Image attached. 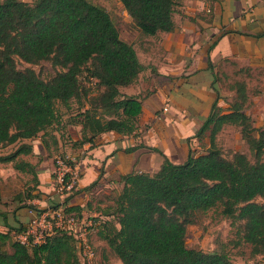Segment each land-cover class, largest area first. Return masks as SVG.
Wrapping results in <instances>:
<instances>
[{
  "label": "trees",
  "instance_id": "16d2710c",
  "mask_svg": "<svg viewBox=\"0 0 264 264\" xmlns=\"http://www.w3.org/2000/svg\"><path fill=\"white\" fill-rule=\"evenodd\" d=\"M118 1L144 35L175 28L179 0ZM16 59L27 64L49 60L60 69L44 80L31 68L19 69ZM143 68L108 11L89 0H1L0 148L51 127L61 128L64 109L75 111L74 122L82 126L81 139L74 145L106 132L132 134L141 101L124 95L120 87L135 83ZM87 83L98 90L95 95L90 96ZM230 89L227 110L220 111L214 102L197 132L201 137L209 131L201 152H189L182 163L165 157L153 174L132 171L121 176L122 189L109 213L114 222L99 237L122 264H234L226 252L186 245L187 225L197 211H216L231 223L242 224L236 238L250 246L252 256H264V203L257 201L264 199V127H255L245 111L249 103L245 82L237 80ZM225 125L239 127L254 161L240 151L230 157L223 153L216 135ZM29 151V145L20 144L0 155V162ZM60 208L81 216L74 207ZM8 227L0 232V264H81L67 229L54 228L42 243L24 245L15 235L26 225Z\"/></svg>",
  "mask_w": 264,
  "mask_h": 264
},
{
  "label": "crops",
  "instance_id": "0c3cea01",
  "mask_svg": "<svg viewBox=\"0 0 264 264\" xmlns=\"http://www.w3.org/2000/svg\"><path fill=\"white\" fill-rule=\"evenodd\" d=\"M173 21L171 32L143 34L139 49L121 37L133 45L144 66L135 83L120 87L124 95L141 101L132 134L106 132L74 145L81 139L82 126L74 122L75 111L65 110L61 124L67 126L70 144L62 141L60 128L51 127L0 148V155H7L20 144L30 146L28 153L15 160L0 162V232L27 224L30 216L25 206L36 210L74 207L76 213L95 220L90 239L102 255L106 243L99 233L114 222L109 213L122 189L121 176L132 171L153 174L165 157L182 163L189 152L206 148L197 138L199 128L214 102L223 112L229 105L218 86L222 75L241 73L230 86L237 80L245 82L249 103L256 104L253 125L264 127V0H179ZM251 79L254 94L249 93ZM245 111L250 115L248 108ZM60 147L70 149L79 162L75 193L57 190L56 155L52 154ZM19 193L22 196L17 200L14 197Z\"/></svg>",
  "mask_w": 264,
  "mask_h": 264
},
{
  "label": "rangeland",
  "instance_id": "374dc122",
  "mask_svg": "<svg viewBox=\"0 0 264 264\" xmlns=\"http://www.w3.org/2000/svg\"><path fill=\"white\" fill-rule=\"evenodd\" d=\"M22 1L29 3L33 2V0ZM89 1L103 7L108 11L112 21L119 30L120 36L123 39L131 42L137 47V49L143 47L144 35L140 33L135 27L130 16L127 14L122 4L118 0ZM16 65L21 70L25 68L33 69L39 75V77L44 80L51 79L60 69L58 67H54L49 60L41 61L37 64H27L19 59H16ZM240 75L241 73L235 71V77H233V75L232 77H230L229 75H222L218 78V86L220 92L221 94L225 95V99H227L226 104L231 98L230 84L236 77H239ZM253 80L254 79L250 80V94H254L256 92L255 86L252 84ZM87 86L91 87L90 96L97 93L98 90L94 88V85H90V83H87ZM85 102L88 103L87 100ZM255 105L256 104L254 101H250L247 107L254 121H256L257 117L255 114ZM63 111H65V109ZM65 116L62 118V122H64L66 118ZM59 130L61 135L63 136L62 141L65 140L66 144H70V137L67 131V126L61 125V128ZM208 133L209 131H205L201 137L197 136V138L200 142L204 141L203 143L206 144ZM216 143L227 157H230L233 151H240L245 153L251 161H254L253 154L248 148L245 141L241 138L240 129L237 126H223L216 135ZM70 153L72 154L70 149L64 150L62 147H60L57 148V151H55L52 155ZM72 192L75 193L77 192V190H74ZM257 201L264 203V199L258 198ZM54 208H56V206ZM239 226H242V224L240 225L239 222L233 224L231 223V220L221 217L216 211H197L193 215L191 222L187 225L186 245L190 248L200 249L205 252H226L229 255L230 259L234 262V264H264L263 255L252 256L250 252V246L248 244L241 243L238 238H236L235 232ZM97 252H99V250H97ZM104 253V255H101L100 252L98 253V258L95 264H122L108 250L106 251V248L104 250Z\"/></svg>",
  "mask_w": 264,
  "mask_h": 264
},
{
  "label": "built area",
  "instance_id": "2783aa9c",
  "mask_svg": "<svg viewBox=\"0 0 264 264\" xmlns=\"http://www.w3.org/2000/svg\"><path fill=\"white\" fill-rule=\"evenodd\" d=\"M167 108H163L166 111ZM79 162L72 154H58L54 158V176L57 190L63 194L77 189L79 182ZM30 216L24 231L15 235L21 244H40L54 228H65L75 240L77 256L81 264H95L97 255L90 241V233L96 226L90 216L65 213L61 208L36 210L28 207Z\"/></svg>",
  "mask_w": 264,
  "mask_h": 264
}]
</instances>
